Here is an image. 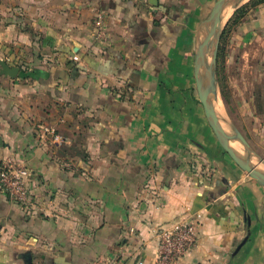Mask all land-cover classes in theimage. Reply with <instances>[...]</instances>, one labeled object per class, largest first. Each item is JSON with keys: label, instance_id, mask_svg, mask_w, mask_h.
Listing matches in <instances>:
<instances>
[{"label": "crops", "instance_id": "obj_1", "mask_svg": "<svg viewBox=\"0 0 264 264\" xmlns=\"http://www.w3.org/2000/svg\"><path fill=\"white\" fill-rule=\"evenodd\" d=\"M216 1L0 0V60L20 67L0 74V155L31 168L35 195L27 211L0 192V264H153L156 230L190 218L199 242L177 264H264V186L227 157L196 88ZM235 27L262 116L264 3Z\"/></svg>", "mask_w": 264, "mask_h": 264}, {"label": "rangeland", "instance_id": "obj_2", "mask_svg": "<svg viewBox=\"0 0 264 264\" xmlns=\"http://www.w3.org/2000/svg\"><path fill=\"white\" fill-rule=\"evenodd\" d=\"M249 1L243 0L240 6ZM235 9L233 7L229 16L225 18L227 20L223 22L222 31L227 27L230 19H232ZM234 30L229 32L224 41L222 39L223 35H221L216 62L218 98L215 99L214 95H212V98L214 102L218 101L220 103L221 118L227 132L234 134L235 129H238L249 141L251 147L264 158V115L259 116L254 111V105L258 103V100H255V91L261 80L257 79L255 71L253 72L246 65V60L242 56L243 50L238 44L236 30ZM221 47L222 51L220 52ZM213 51L214 46L209 50V61L212 60ZM240 145L242 147L241 155L249 157L244 146ZM227 157L239 167L228 153ZM261 167L264 170L263 164H261ZM239 169L241 168L239 167ZM241 170L244 171L243 169Z\"/></svg>", "mask_w": 264, "mask_h": 264}, {"label": "water", "instance_id": "obj_3", "mask_svg": "<svg viewBox=\"0 0 264 264\" xmlns=\"http://www.w3.org/2000/svg\"><path fill=\"white\" fill-rule=\"evenodd\" d=\"M242 1L243 0H217L210 14L201 22L196 37L194 75L199 100L203 105L206 118L220 145L241 169L264 186V170L259 169L252 162V159L256 158L259 164L264 165V158L251 147L249 141L238 129H235L234 134L227 132L223 125V119L221 118V115L218 114L215 102L212 98V94L215 95L216 99L218 98L216 86V62L219 43L223 32V12L229 6L237 9L240 7ZM212 46H214L213 57L212 60L209 61V50ZM19 72L20 67L10 66L4 60H0V74L16 78L19 76ZM233 141L242 144L246 152L249 154V157H244L235 150L231 144ZM0 147H3L1 136ZM246 240L247 238L237 247V251Z\"/></svg>", "mask_w": 264, "mask_h": 264}, {"label": "built area", "instance_id": "obj_4", "mask_svg": "<svg viewBox=\"0 0 264 264\" xmlns=\"http://www.w3.org/2000/svg\"><path fill=\"white\" fill-rule=\"evenodd\" d=\"M94 25L97 38L104 40L107 27L105 16L99 14L94 20ZM36 128L43 139L50 137L54 141L62 140L61 135L49 124L38 122ZM32 179L33 172L25 162L12 155H0V192L27 211L35 203V195L30 188ZM156 235L158 251L153 264H177L198 245L199 222L196 218L178 220L160 226L156 230ZM136 264H145V261L138 259Z\"/></svg>", "mask_w": 264, "mask_h": 264}, {"label": "trees", "instance_id": "obj_5", "mask_svg": "<svg viewBox=\"0 0 264 264\" xmlns=\"http://www.w3.org/2000/svg\"><path fill=\"white\" fill-rule=\"evenodd\" d=\"M262 3H264V0H250L247 4L241 6L239 9H237V11L233 15L232 19H230L229 23L227 24V27L224 29V31L222 33L223 41L226 40L229 32L231 30L233 31L236 28L235 26L238 25L243 20V18L247 15L249 6L256 7ZM221 51H222V47L220 48V52ZM220 52H219V54H220Z\"/></svg>", "mask_w": 264, "mask_h": 264}, {"label": "bare ground", "instance_id": "obj_6", "mask_svg": "<svg viewBox=\"0 0 264 264\" xmlns=\"http://www.w3.org/2000/svg\"><path fill=\"white\" fill-rule=\"evenodd\" d=\"M232 8H233V7H230V6H229V7H227V8L224 10V12H223V18H224V21L227 20V19H225V18H227V17L229 16V14H230L231 11H232ZM212 95H214V94H212ZM214 96H215V95H214ZM215 99H216V98H215ZM215 105H216V109H217L218 114L221 115L222 113H221L220 103H219L218 101H215ZM223 125H224V127H226L224 123H223ZM231 144H232V146H233V148H234L235 150H237L240 154H242V147H241V145L239 144V142H237V141H233V142H231ZM243 152H244V150H243ZM252 162H253V164H254L255 166H257L259 169H263V168L261 167V164L258 163V160H257L256 158H253V159H252Z\"/></svg>", "mask_w": 264, "mask_h": 264}]
</instances>
